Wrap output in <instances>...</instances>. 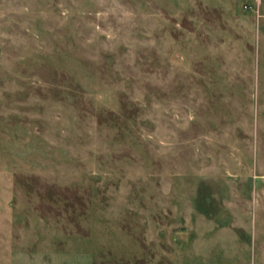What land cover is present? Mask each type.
<instances>
[{
	"label": "rangeland",
	"instance_id": "obj_1",
	"mask_svg": "<svg viewBox=\"0 0 264 264\" xmlns=\"http://www.w3.org/2000/svg\"><path fill=\"white\" fill-rule=\"evenodd\" d=\"M0 264H264V0H0Z\"/></svg>",
	"mask_w": 264,
	"mask_h": 264
},
{
	"label": "built area",
	"instance_id": "obj_2",
	"mask_svg": "<svg viewBox=\"0 0 264 264\" xmlns=\"http://www.w3.org/2000/svg\"><path fill=\"white\" fill-rule=\"evenodd\" d=\"M244 7H247V6H244Z\"/></svg>",
	"mask_w": 264,
	"mask_h": 264
}]
</instances>
